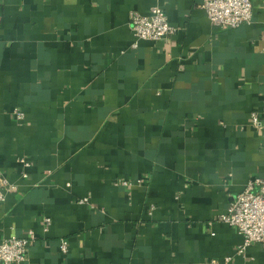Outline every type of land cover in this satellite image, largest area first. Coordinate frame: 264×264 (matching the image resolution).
I'll return each mask as SVG.
<instances>
[{
    "label": "crops",
    "instance_id": "obj_1",
    "mask_svg": "<svg viewBox=\"0 0 264 264\" xmlns=\"http://www.w3.org/2000/svg\"><path fill=\"white\" fill-rule=\"evenodd\" d=\"M252 2L250 24L223 29L203 0H2L0 172L17 189L0 243L33 231L22 264H264L220 221L264 178ZM154 6L177 32L137 40L132 13Z\"/></svg>",
    "mask_w": 264,
    "mask_h": 264
},
{
    "label": "built area",
    "instance_id": "obj_2",
    "mask_svg": "<svg viewBox=\"0 0 264 264\" xmlns=\"http://www.w3.org/2000/svg\"><path fill=\"white\" fill-rule=\"evenodd\" d=\"M2 0H0V5ZM201 8L206 12L210 22L220 28H237L250 24L254 18V5L252 0H203ZM131 24L137 40L159 41L174 35L177 30L170 23L166 12L159 6L150 9L144 15L133 12ZM138 46L136 41L133 45ZM19 120L22 113L16 112ZM251 123L255 127L261 126L258 114L253 113ZM26 166L30 164L25 159L20 160ZM130 182H124L129 185ZM15 191L16 186L9 184L0 172V203L6 200L7 190ZM88 201L83 200L82 202ZM220 221L236 228L244 237L243 244L238 249L239 255H244L247 248L255 243L264 244V178L255 177L249 180L245 190L237 195L226 214ZM48 230L51 219H45ZM34 239V232L30 231L23 237L13 236L0 243V264H22L26 261L29 245ZM62 252H68V243L61 245ZM212 264H219L212 260Z\"/></svg>",
    "mask_w": 264,
    "mask_h": 264
}]
</instances>
